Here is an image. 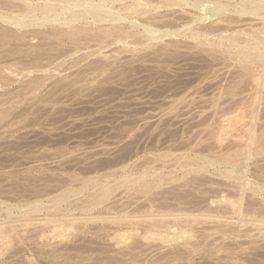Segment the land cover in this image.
<instances>
[{"label":"rangeland","instance_id":"obj_1","mask_svg":"<svg viewBox=\"0 0 264 264\" xmlns=\"http://www.w3.org/2000/svg\"><path fill=\"white\" fill-rule=\"evenodd\" d=\"M246 1L192 8L197 39L179 6L154 42L128 23L0 20V264H264V74L244 57L264 55V10ZM250 140L242 180L220 174Z\"/></svg>","mask_w":264,"mask_h":264},{"label":"bare ground","instance_id":"obj_2","mask_svg":"<svg viewBox=\"0 0 264 264\" xmlns=\"http://www.w3.org/2000/svg\"><path fill=\"white\" fill-rule=\"evenodd\" d=\"M1 1V0H0ZM3 1V0H2ZM9 1V0H8ZM14 3H17L15 2L16 0H13ZM13 1H10L9 4H12L11 2ZM18 1V0H17ZM21 2H23V4H19L17 3L18 5L16 6H19L20 8L15 10V9H8V11L4 10L2 11V8H1V11H0V20L1 19H7L6 21L4 20V22L10 24V25H17V26H21V28L24 26V27H27V26H33V25H45L46 23L48 22H59V21H63V23H69L70 22H74L75 24V21H78V20H81V18H84V20H88V19H91L90 22H99V21H108L109 23L112 22L111 24L114 23V25L110 26V30H113L111 28H116L118 30H120V28L123 29V27H127V26H124L126 25V23L128 24H131L132 26L130 27H139V28H142L144 30V33H147L146 35H148V38L149 40L148 41H151V42H154L156 41L157 39H162V36H159L158 34H160V32H162V29L159 28V26L155 23H153V20L155 19H165V21L168 22V20L171 18H176V16H174L175 12L177 11V9H175L177 6H179L180 10L179 11H182V12H185L187 13L190 12V11H193L196 10L198 12H202L203 14H206L205 16H207V13H210L212 14V17L215 16V15H223L226 13V11H230L231 9H229L232 5L234 6V4H236L235 0H20ZM83 1V3H82ZM245 2V0H243ZM5 2V1H4ZM81 2V3H80ZM7 3V1H6ZM12 4V5H15V4ZM86 3H88V6H86L87 8H85V10H80L77 8L78 6H82V5H86ZM246 3H248V5H252L254 8H252L254 11H251L249 10V8L247 6L243 7L242 10L240 11L241 13H246L247 11H251V13H255V11H261V10H264V0H247ZM22 5V6H21ZM1 6V5H0ZM70 6V7H69ZM72 6V7H71ZM85 7V6H84ZM83 7V8H84ZM187 7H191V10H188ZM3 8H6L7 7H3ZM68 8H71V9H68ZM76 8L78 10H76ZM193 8V9H192ZM163 9H165V11L163 12ZM68 11H71L70 12H67ZM161 12V13H160ZM163 12V14H162ZM195 11L193 12H190V16L191 17V14H193L192 18H189L187 16V18H183V19H186L185 21H183V24L180 28H183L186 32V37H189V38H194V39H197L199 37L202 36V32L203 30H199L195 27H193L197 22L199 24V22L201 21H204L205 18L204 15H199V13L197 14L196 12L194 13ZM256 12V13H257ZM177 13V12H176ZM180 13V12H179ZM228 13V12H227ZM161 14V15H160ZM187 14V15H188ZM176 15V14H175ZM184 15V14H183ZM186 16V14L184 15ZM184 16H180L181 18V21H182V17ZM211 17V15L209 16ZM211 17V18H212ZM178 18V16H177ZM177 19V20H180ZM146 19V20H145ZM170 21H173L171 20ZM204 19V20H203ZM25 20V21H24ZM142 20V21H141ZM154 20V21H155ZM220 20V19H219ZM3 21V20H1ZM23 21V22H22ZM207 21V20H206ZM89 22V23H90ZM158 22V21H157ZM218 22V20H217ZM92 23V24H94ZM176 23V22H175ZM68 24V25H69ZM155 24V25H154ZM196 24V25H198ZM71 25V24H70ZM90 25V24H89ZM199 26V25H198ZM197 26V27H198ZM10 27V26H9ZM8 27V28H9ZM178 27V26H177ZM201 27V26H200ZM205 27V26H204ZM179 28V29H180ZM211 28V27H210ZM12 29V28H10ZM115 29V30H116ZM121 29V30H122ZM207 29V28H206ZM13 30V29H12ZM142 30V31H143ZM137 31V30H136ZM141 30H139V32H142ZM165 31L169 34H172V33H175L176 30H169L168 28L165 29ZM110 32V31H109ZM120 32V31H119ZM106 33H107V29H106ZM121 33V32H120ZM128 33V34H127ZM134 33V32H132ZM138 33L135 32L134 34ZM130 32L127 31L126 29V32L123 33V35H120V37L122 36L123 38H126V35L127 37H129L130 35ZM207 34V33H206ZM221 34L223 33H220V36ZM228 34V33H227ZM227 34H226V37H227ZM129 35V36H128ZM133 35V34H132ZM142 35V34H141ZM251 35V34H250ZM125 36V37H124ZM143 36V35H142ZM204 36V34H203ZM219 36V37H220ZM252 36V35H251ZM144 37H147L144 35ZM225 37V38H226ZM222 38V37H220ZM232 39V40H231ZM221 40H224V38H222ZM228 40L231 41V45L232 47L234 48H237L239 52H244V47L246 46H242V44L239 45L238 41L233 39V38H228ZM242 43V42H241ZM230 45V44H229ZM245 45V43H244ZM231 52V51H230ZM245 59L246 57L248 58H251V62H259L261 64V67L262 70H263V74H264V55L262 52L260 53H245L244 55ZM250 61V60H249ZM251 64V63H250ZM260 66V65H259ZM247 67V66H246ZM251 67V65H250ZM252 68V67H251ZM249 69V67H248ZM250 70V69H249ZM253 70V68L251 69V71ZM249 71V72H251ZM253 72V71H252ZM262 74V75H263ZM258 76V74H257ZM256 76V77H257ZM260 76V75H259ZM258 78V77H257ZM263 78V77H262ZM257 80V79H256ZM259 80V78H258ZM257 80V81H258ZM256 84V83H255ZM261 85V84H259ZM254 101V100H253ZM236 102V101H235ZM241 103V101H239ZM246 102V101H244ZM248 102V101H247ZM238 103V102H237ZM254 103V102H253ZM239 104V103H238ZM245 104V103H244ZM249 104V103H248ZM247 104V105H248ZM225 105V104H224ZM234 106V105H232ZM241 106V105H240ZM249 106V105H248ZM250 106L253 107L250 103ZM237 107V106H235ZM255 107V106H254ZM239 108V107H238ZM245 108V107H244ZM222 109H223V106H222ZM225 109V108H224ZM228 109V108H227ZM234 109V108H233ZM249 109V108H248ZM229 110V109H228ZM231 110V108H230ZM235 110V109H234ZM243 110V109H241ZM245 110V109H244ZM249 111V110H248ZM250 111H251V108H250ZM241 112V111H240ZM255 112V111H254ZM226 113V112H225ZM230 113V112H229ZM246 113V112H245ZM228 114V112H227ZM226 114V115H227ZM225 115V116H226ZM229 115V114H228ZM232 115V114H231ZM242 115V114H241ZM252 115V114H251ZM243 116V115H242ZM249 116V115H248ZM236 118V116H231V118ZM251 117V116H250ZM230 117H225V125L222 127V128H232L233 126L239 124L240 122L236 123L237 121V118L236 120L234 121L233 118L232 120L229 119ZM253 118V117H252ZM251 118V119H252ZM223 119V118H222ZM223 121V120H222ZM248 122V121H247ZM246 122V123H247ZM218 124H221V123H218ZM238 126V125H237ZM240 126V124H239ZM240 129H242V132H243V128H241L242 126H245L244 124L239 127ZM236 127V126H235ZM233 127V128H235ZM237 128V127H236ZM237 128V129H238ZM246 128V127H245ZM244 128V129H245ZM224 131H227L224 130ZM238 132L240 130H237ZM226 133V132H225ZM246 135V134H245ZM236 136V135H235ZM244 136V135H243ZM253 136V135H252ZM251 136V138H252ZM236 138V137H235ZM240 138L242 139L243 137L238 134L237 135V139ZM248 139V138H247ZM243 140V139H242ZM256 142V140H255ZM254 142V143H255ZM258 142V141H257ZM240 143V142H238ZM242 143V141H241ZM253 140H250L248 143H247V146H246V150L244 149L243 147V153L245 151V153L242 155L238 152V156H243V159L240 158L241 160H227V161H223L224 163V167L225 169L220 171L219 173L220 174H223L224 177L228 178V179H235L237 182L239 180H242L243 177H241L242 175H240L238 173V171H240V169L238 170V165H242L240 162H247L249 159H251V157L253 156L252 155V152H256V151H252V148H253ZM256 144V143H255ZM236 145V144H235ZM234 145V146H235ZM246 145V144H245ZM242 149V148H241ZM231 150V149H230ZM256 150V148L254 149ZM226 152V151H225ZM257 153V152H256ZM236 155V154H235ZM252 155V156H251ZM224 156V155H223ZM223 158V157H222ZM230 158V157H229ZM239 159V157H238ZM218 165V164H217ZM231 165V168H229L228 166ZM244 165V164H243ZM237 168V169H236ZM244 171L246 168H243ZM238 170V171H237ZM247 170V169H246ZM217 171V170H215ZM258 171V170H256ZM260 171V170H259ZM218 172V171H217ZM248 172V171H247ZM246 172V173H247ZM218 173V174H219ZM217 174V173H216ZM264 176V175H263ZM124 178H126L124 176ZM247 178V177H246ZM254 178V177H253ZM250 179V178H249ZM249 179L247 180H244V183L245 181H247L245 184H250V183H253V182H249ZM225 180V179H224ZM260 180V179H258ZM253 181V180H252ZM262 181V179H261ZM264 181V180H263ZM231 182V181H230ZM235 182V181H234ZM257 183V182H256ZM226 184V183H225ZM232 184V182H231ZM255 184V183H254ZM229 185V184H227ZM234 185V183H233ZM242 185V184H240ZM231 186V185H230ZM239 186V185H238ZM245 186V185H244ZM243 186V187H244ZM249 186V185H247ZM246 186V187H247ZM254 186V185H253ZM242 187V186H241ZM245 187V188H246ZM252 188V187H251ZM250 188V189H251ZM255 189V192L259 193V194H262L264 196V184L262 183H257V185L254 187ZM241 189V188H240ZM244 189V188H242ZM249 190V189H248ZM238 191V189H237ZM243 191V190H242ZM104 196V195H103ZM106 196V195H105ZM241 198V197H240ZM102 199V197H101ZM226 199V198H225ZM241 200V199H240ZM262 200V199H261ZM236 203V201H235ZM230 204H233V202H231ZM234 206V204H233ZM241 207V205H240ZM239 207V208H240ZM233 208V207H232ZM32 211H37L38 208L37 207V210H33V208H31ZM36 209V208H34ZM235 209V208H234ZM4 212V211H3ZM14 214V213H13ZM26 216V215H25ZM29 216V215H28ZM152 216V215H151ZM155 216V214H154ZM161 216V215H160ZM166 216V215H165ZM156 217V216H155ZM159 217V216H158ZM162 217V216H161ZM63 218V217H62ZM61 218V219H62ZM40 219V218H39ZM50 219V218H49ZM152 219V218H151ZM166 219V218H165ZM36 220V219H35ZM34 220V221H35ZM47 220V219H46ZM51 220V219H50ZM56 220V219H55ZM58 220V218H57ZM56 220V221H57ZM154 220V219H152ZM29 221V219H28ZM31 221V220H30ZM33 221V220H32ZM31 221V222H32ZM38 221V220H36ZM44 221V220H42ZM48 221V220H47ZM54 220L52 219V223ZM60 221V220H59ZM68 221V220H67ZM41 222V221H40ZM43 223V222H42ZM41 223V224H42ZM46 223V222H45ZM48 223V222H47ZM50 223V222H49ZM48 223V224H49ZM37 224V223H36ZM57 225L61 224L62 223H56ZM54 225V224H52ZM64 225V223H63ZM153 225V224H152ZM155 226V224H154ZM1 227V226H0ZM4 227V226H2ZM55 227V225L53 226V228ZM58 227V226H57ZM50 228V227H49ZM52 228V227H51ZM59 228V227H58ZM57 228V230H59ZM3 229V228H2ZM1 229V230H2ZM56 229V228H55ZM57 230H54V232H56ZM6 231V230H5ZM4 231V232H5ZM10 231V230H8ZM7 231V233H8ZM49 231V230H48ZM45 233V231H43ZM6 233V232H5ZM7 233L6 234H2V236L0 235V237H3V240L0 241V246H3V243L5 242V238L4 236L6 235L7 237ZM12 233V232H11ZM48 233V232H47ZM1 234V233H0ZM9 234V233H8ZM13 234V233H12ZM51 234V233H50ZM41 235H45V234H41ZM10 237V236H9ZM8 238V237H7ZM1 239V238H0ZM5 239V240H4ZM10 240V239H9ZM4 241V242H3ZM8 242V240H6ZM3 242V243H2ZM11 242V241H10ZM9 243V242H8ZM5 245L7 244L6 242L4 243ZM4 245V246H5ZM10 245V244H9ZM9 245H6V246H9ZM3 249V247H1ZM0 248V251L2 250ZM8 248V247H7ZM4 250V249H3ZM4 252V251H3ZM2 253V252H1Z\"/></svg>","mask_w":264,"mask_h":264}]
</instances>
